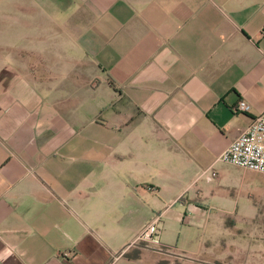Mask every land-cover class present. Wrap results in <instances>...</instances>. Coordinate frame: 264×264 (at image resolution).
<instances>
[{
  "label": "crops",
  "instance_id": "0c3cea01",
  "mask_svg": "<svg viewBox=\"0 0 264 264\" xmlns=\"http://www.w3.org/2000/svg\"><path fill=\"white\" fill-rule=\"evenodd\" d=\"M263 30L264 0H0V264H264V172L217 158Z\"/></svg>",
  "mask_w": 264,
  "mask_h": 264
},
{
  "label": "built area",
  "instance_id": "2783aa9c",
  "mask_svg": "<svg viewBox=\"0 0 264 264\" xmlns=\"http://www.w3.org/2000/svg\"><path fill=\"white\" fill-rule=\"evenodd\" d=\"M264 33V30H263ZM251 104L245 99L239 100L235 109L246 111ZM222 161H228L249 169L264 172V110L258 113L246 126V128L223 150L217 157ZM217 171L210 165L199 173V177L213 179ZM162 213H156L137 236L138 239L148 240L153 246L166 250V245L159 238V221Z\"/></svg>",
  "mask_w": 264,
  "mask_h": 264
},
{
  "label": "rangeland",
  "instance_id": "374dc122",
  "mask_svg": "<svg viewBox=\"0 0 264 264\" xmlns=\"http://www.w3.org/2000/svg\"><path fill=\"white\" fill-rule=\"evenodd\" d=\"M245 216L241 220H245L248 225L254 226L256 230V237L261 238V240L264 243V197L262 198L261 201H258V206L257 207H246L244 210ZM235 217L228 216L226 218V221L228 223H233ZM249 229V228H248ZM250 233V232H248ZM143 243H150L148 240L144 239L142 240ZM169 247H166L165 251H168ZM177 262H181L184 264H192L190 260H187L185 258H180L178 256L174 257Z\"/></svg>",
  "mask_w": 264,
  "mask_h": 264
}]
</instances>
